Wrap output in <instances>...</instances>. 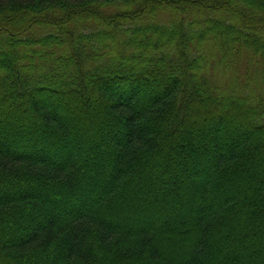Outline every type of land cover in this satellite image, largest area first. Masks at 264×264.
Listing matches in <instances>:
<instances>
[{
	"label": "trees",
	"instance_id": "obj_1",
	"mask_svg": "<svg viewBox=\"0 0 264 264\" xmlns=\"http://www.w3.org/2000/svg\"><path fill=\"white\" fill-rule=\"evenodd\" d=\"M0 264H264V0H0Z\"/></svg>",
	"mask_w": 264,
	"mask_h": 264
}]
</instances>
